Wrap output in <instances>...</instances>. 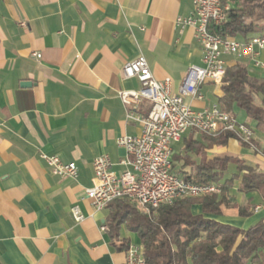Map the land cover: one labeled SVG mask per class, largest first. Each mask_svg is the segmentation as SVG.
<instances>
[{
  "label": "crops",
  "instance_id": "0c3cea01",
  "mask_svg": "<svg viewBox=\"0 0 264 264\" xmlns=\"http://www.w3.org/2000/svg\"><path fill=\"white\" fill-rule=\"evenodd\" d=\"M225 1L230 7L239 3ZM193 13V0H0V264H126L127 246L113 240L109 228L101 229L115 205L97 210L85 191L93 185L94 159L108 154L116 173L126 171L127 153L117 139L142 133L139 123L127 120L119 96L141 88L137 78L123 76L124 65L144 55L155 78L170 77L178 93L188 69L203 64L195 28L176 25ZM224 59L227 66L242 62L252 77L264 78V66L252 58ZM258 60L264 63V50ZM199 92L202 98L185 97L192 108L220 105L222 85L206 82ZM149 109L143 101L140 110ZM238 115L255 127L264 152V131L235 107L240 121ZM181 140L183 152L173 148L172 155L179 174L194 173L203 159L225 156L264 172V153L236 138L208 148L202 133L190 130ZM201 146L205 152L198 155ZM42 153L75 162L78 176L53 174ZM231 165L235 170L228 169L226 178L237 172ZM239 189L240 179L230 194L240 206L254 205L251 216L226 207L221 215L205 214L200 204L192 211L248 228L264 219V199ZM75 205L81 221L72 213ZM121 234L140 243L126 225Z\"/></svg>",
  "mask_w": 264,
  "mask_h": 264
},
{
  "label": "built area",
  "instance_id": "2783aa9c",
  "mask_svg": "<svg viewBox=\"0 0 264 264\" xmlns=\"http://www.w3.org/2000/svg\"><path fill=\"white\" fill-rule=\"evenodd\" d=\"M194 13L190 17H179L178 28L192 26L201 45L202 65H192L179 88L172 92V79L158 80L153 75L144 55H139L123 67V76L137 78L140 90L121 91L120 98L127 107V120L137 122L142 133L136 136L123 135L117 144L125 148L127 156L122 164L129 168L116 173L108 154L94 159V180L86 189L85 198L91 200L97 210H103L120 199L134 200L146 212L171 205L185 197H200L220 194L221 186L213 181L198 183L187 180L174 170L173 144L181 141L190 130L217 137L225 132L234 136L252 150L264 153L255 141V131L245 122L224 111L219 104L196 110L185 102V97L202 98L199 90L206 83L223 85L226 73L225 55L237 59L252 58L256 65L264 50V36L255 35L249 40H240L218 32L227 21L230 6L222 0H193ZM40 57V54H36ZM143 101L150 103L147 112L140 110ZM51 172L61 177L78 176L75 162H64L58 155L42 153ZM77 221L84 216L77 205L72 207ZM104 224L101 229L107 230ZM126 264H145L144 247L141 243H130Z\"/></svg>",
  "mask_w": 264,
  "mask_h": 264
},
{
  "label": "trees",
  "instance_id": "16d2710c",
  "mask_svg": "<svg viewBox=\"0 0 264 264\" xmlns=\"http://www.w3.org/2000/svg\"><path fill=\"white\" fill-rule=\"evenodd\" d=\"M218 32L243 40L264 36V0H239L227 11V21ZM222 90L219 102L224 111L235 116V107H239L264 131V78L252 77L247 65L237 62L226 67ZM202 135L208 148L236 138L231 132L217 137ZM192 143H188L186 152ZM204 152L201 146L197 154ZM230 164L236 165L237 172L226 178ZM179 175L198 183L216 182L222 192L185 197L149 213L134 200H116L110 204L115 207L108 218L112 239L122 241L128 249L130 242L122 237V226L137 233L144 247L145 264H264V219L241 228L192 211L194 204H200L205 214L221 215L226 207L237 208L241 216H251L254 205L240 206L230 191L240 179L241 192H257L264 199V172L238 157L225 156L203 159L194 173Z\"/></svg>",
  "mask_w": 264,
  "mask_h": 264
},
{
  "label": "rangeland",
  "instance_id": "374dc122",
  "mask_svg": "<svg viewBox=\"0 0 264 264\" xmlns=\"http://www.w3.org/2000/svg\"><path fill=\"white\" fill-rule=\"evenodd\" d=\"M238 118L240 119V122L245 121V119H244L245 117L243 115H241V116L238 115ZM253 128H255V127L253 126ZM184 136H186V134ZM173 148H174L175 153L183 152V149L185 148L184 141L181 140L179 143L174 144ZM229 170H230V173L233 172L235 170L234 165H231Z\"/></svg>",
  "mask_w": 264,
  "mask_h": 264
},
{
  "label": "water",
  "instance_id": "95a60500",
  "mask_svg": "<svg viewBox=\"0 0 264 264\" xmlns=\"http://www.w3.org/2000/svg\"><path fill=\"white\" fill-rule=\"evenodd\" d=\"M23 84H24V85H29V84H30V82H24Z\"/></svg>",
  "mask_w": 264,
  "mask_h": 264
}]
</instances>
